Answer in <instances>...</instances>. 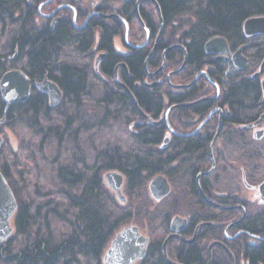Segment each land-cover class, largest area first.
I'll return each mask as SVG.
<instances>
[{"label": "trees", "instance_id": "16d2710c", "mask_svg": "<svg viewBox=\"0 0 264 264\" xmlns=\"http://www.w3.org/2000/svg\"><path fill=\"white\" fill-rule=\"evenodd\" d=\"M157 1L165 27L146 69L160 31V24L153 20L156 8L152 1L141 5L150 8L147 28L151 41L125 56L114 46L117 36L125 44V25L118 20L101 23L97 38L94 29L75 32L66 21L55 30L45 21L38 24L36 7L26 0H0V29L7 40L0 52V78L10 64L17 63L34 81L48 76L64 92L62 102L52 107L48 96L33 87L27 102L13 104L8 111L6 121L18 128L20 144L0 151V170L16 195L18 209L15 237L0 243V264H102L115 233L131 220L148 228L147 253L137 264H168L162 247L171 219L180 211L190 218L186 236H192L195 226L203 221L216 218L223 222L212 215L211 205L200 196L196 182L198 173L209 164V138L175 135L170 147L161 149L168 133L165 121L146 122L139 108L159 120L169 107L192 102L207 89L206 83L199 81L188 88L176 85L193 81L206 56L204 43L215 35L232 43L242 40L243 21L263 14L264 0ZM185 13L195 20L180 32L176 18ZM129 26L130 40L140 43L137 39L146 34L145 28L130 18ZM175 44L187 50L185 67L167 80L185 59L184 50L177 47L167 51L164 68L150 76L148 72L162 66L164 51ZM96 48L107 53L100 63L103 79L91 62ZM16 51L17 58L10 61ZM121 61L129 70L127 74L120 68L121 80L135 95L138 106L115 80V67ZM158 80L161 83L155 86L145 84ZM228 87L224 103L229 102L239 115L242 104L255 101L260 94L255 81L246 87L242 83ZM212 106L213 102L205 101L176 107L169 122L176 131L188 132L194 126L193 113H205ZM4 109L0 93V117ZM130 124L135 131L130 130ZM110 170L125 175L129 198L124 205L103 178ZM159 174L168 177L172 191L155 201L148 186ZM256 221L254 232L264 233V218ZM222 230L206 225L195 242L173 239L169 254L183 264H207L203 242L222 236ZM248 251L253 260L264 262V245ZM214 264L228 262L222 258Z\"/></svg>", "mask_w": 264, "mask_h": 264}, {"label": "flooded vegetation", "instance_id": "af4514ba", "mask_svg": "<svg viewBox=\"0 0 264 264\" xmlns=\"http://www.w3.org/2000/svg\"><path fill=\"white\" fill-rule=\"evenodd\" d=\"M138 1L139 4L137 8ZM146 1L152 0H120V7L113 10L112 8H109L106 3H98L94 0H26L27 3L36 7V18L40 16L43 21L49 24L51 30H55L61 22L66 21L72 24L73 30L75 32H82L87 28H91L94 29L95 34L97 29L100 31L101 23H110L112 20H118L124 25L125 23L123 20H125L129 25L130 18L131 20L140 23L143 28H145L144 26L147 27V23L150 22V8L148 6H141L142 2ZM152 2L155 4L156 8L155 12L153 13V20L154 22H157L158 19L160 21L159 11L157 4L154 1ZM259 15H264V13L255 14L250 17ZM248 18L243 21V24ZM243 24L242 40L237 43H232L228 38L226 39L228 40L232 54L238 49L242 48V55L247 59L246 68L242 70L235 69L232 73H228L230 68L228 62L219 59L217 55L206 53L205 44L210 39L209 38L204 43V53L206 56L203 58L202 66L198 67L196 70V74L193 79L194 81L196 77L200 75L197 78L195 84L199 83V81H204V83H206L207 89L201 91L199 95L192 101L195 103L191 105H198L205 101H211L213 102V106L205 113H193L194 126L192 129L188 132H180L183 134L192 133L190 136L176 135L184 138L193 137L196 140L199 138H209L208 142H206V149L209 153L210 167L209 169L204 167L202 171H200V173H202L209 171L213 166L211 156L212 144L216 134H218L213 145L215 169L210 174H201L199 179L198 176L200 173H198L196 182L200 196L209 205H211L212 215H217L219 217L218 219L223 220V222L216 220V218L203 221L195 226L192 236H186L184 233L190 225V218L186 214L181 215L188 219V225L182 232L183 236L188 239L192 238L196 234L197 238L195 241H197L200 233L206 225L210 227H222V236L220 235L218 238H211L207 246V250L205 252L207 264L209 263L210 254L212 256L211 264H214L215 261H218L222 258L225 259L228 264H264V262L261 260H253L251 252L248 251V249L258 248L264 245V233L257 234L254 232L257 225L256 220L264 218V193L260 189L261 184L264 183V34L257 33L246 35ZM53 25L54 27H52ZM124 38V45L126 46V49L117 50V52L128 56L134 49H137L132 47L130 44L139 45L140 43L130 40V31L128 36L129 41L126 40L125 35ZM156 38L157 36L154 39V45ZM149 41H151V36ZM149 41L145 46L149 44ZM94 50L99 51L97 48ZM183 50L184 54L185 52L187 53L186 48ZM101 53H105V56L107 54L105 51H101ZM14 54V56L10 57V61H14L17 58L18 51H16ZM123 62L125 61H121L118 65ZM14 65L18 64H10L7 70L12 68H20V66ZM121 67H124L127 74H129V70L127 71L123 65L118 67L119 80L122 82L119 74ZM249 81L257 82L260 94L256 97L255 101L249 103L244 102L242 104V114L239 115L232 108L229 102L224 103V98L226 93L229 92L228 86L231 83H242V86L246 87L249 84ZM209 90H211V92H209ZM212 111L213 114L211 117L206 122H204ZM174 136L175 134H172L169 146L164 149L170 147ZM236 137L239 139L240 143V145H238L239 155L237 156L239 162L237 164L238 169L235 170L234 174L231 176L229 173H227V171L233 169V164L236 163L233 162L234 160L232 161L227 158V149L235 142ZM220 139L223 140V145L221 148L218 147ZM242 150H244V152H242ZM246 152L249 155L250 160L249 163L247 162V165L249 164L248 166L246 163H242V155L244 153L245 156ZM218 153L221 155L219 156ZM256 155L260 156L261 161H254V158L257 157ZM221 158L224 160L225 164L222 165L223 168L221 167L222 171L216 175L214 173L218 168L219 159ZM229 180L231 181L230 190L227 188H222L219 185L221 181L229 182ZM198 181L205 196L200 190ZM214 241H219V243L215 244L211 248L210 253L209 247ZM220 242L222 244H220ZM203 246H206L204 242Z\"/></svg>", "mask_w": 264, "mask_h": 264}, {"label": "water", "instance_id": "95a60500", "mask_svg": "<svg viewBox=\"0 0 264 264\" xmlns=\"http://www.w3.org/2000/svg\"><path fill=\"white\" fill-rule=\"evenodd\" d=\"M152 1H154L158 7L159 18H160V31L157 35L155 45L149 57L146 60V63H145L146 69H147V63H148L149 58H151V56L155 53L157 49L158 41L163 32V22H164L159 3L157 2V0H152ZM138 4H139V1L137 2V8H138ZM123 21L126 25L125 37H126V40L129 41L128 40L129 31H130L129 25L127 21L125 20ZM54 25L52 27H54ZM144 27H145L146 35H147L145 43L140 44V45L130 44L132 45V47L142 48L149 41L150 31L146 26ZM243 28H244V32L246 35H252V34H257V33L264 34V15L253 16V17L248 18L244 22ZM177 47H181L185 49L184 45H179V44L171 45L170 47H168L164 51L162 66L159 69H157L155 72H148V74L150 76H153V75H156L158 72H160L166 64L165 55L167 51L177 48ZM205 51L207 54L217 55L219 59H222L228 62L230 65L228 73H232L235 69L242 70L246 68L247 66V59L245 56L242 55V48L238 49L235 53L232 54L230 51L228 40L226 39V37L222 35H215L211 37L205 44ZM104 57H105V53H100L95 60V69L97 73L99 74H100L99 64ZM186 62H187V53L185 52V60L182 66L179 69L172 71L167 75V80L169 82H170L171 75L181 71L185 67ZM120 65L125 66L126 70L128 71L127 65L125 62L121 63ZM120 65H118L115 69V79L120 83V85L127 88V86H125V84L119 80L118 67ZM199 76L200 75H198V77ZM198 77H196V79L189 84L176 85V86L188 88L196 83ZM159 83H161L160 80L156 82L155 81L153 82L145 81V84L147 86H155ZM33 87L37 88L39 91H41L42 93L46 94L49 97V103L52 107L58 106L64 98V92L61 89V87L54 80L50 79L48 76L44 77L41 80L34 81L28 75V73L22 68L9 69L6 72H4L0 78V93L5 103L4 114L2 117H0V124L6 121L8 111L13 104H16L19 102H27L30 99ZM127 90L132 96L134 103L138 106V102L133 92L129 90L128 88ZM193 103L195 102L188 103V104L173 105L167 109V111L165 112L164 118L159 119V120H155L154 118L146 114L141 108H139L140 112L147 118L146 122H150L153 124H160L161 122H163V120L165 121L170 133L166 134L164 141L160 146L161 149H164L169 146L172 134L182 135V136H190L192 134V133L183 134V133L176 131L169 122V114L176 107L187 106ZM212 114H213V111L208 115V117L206 118L204 122H206L211 117ZM217 135L218 134H216V137L212 144L211 156H212L213 166L209 171L200 173L198 176V179L201 176V174H204V173L210 174L215 169L213 145L215 143ZM3 143H4L3 138L0 135V148L2 147ZM103 178L107 186L113 192H115L118 200L122 204H125L127 202V197L123 192V186L126 182L125 175L121 171L110 170L104 174ZM198 184L200 186L199 181H198ZM148 187H149L150 196L155 201L163 200L165 197H167L171 193V190H172L170 181L168 177L164 174H159L153 177L151 181L149 182ZM260 189L264 193V183L261 184ZM200 190L202 194L204 195V192L202 191L201 186H200ZM17 209H18V201H17L16 195L12 187L10 186L6 176L0 170V243H4L8 241L11 238L12 234L15 232V225L13 221H14ZM202 224H205V223H202ZM187 225H188V219L179 214L175 215L171 219L170 233L166 237L163 243V248H162L163 256L168 264H182L172 259L168 253V244L172 239L179 238L186 242H193L197 238L196 234L192 238H189V239L183 236L182 232L187 227ZM217 243H219V241H214L210 244V247H209L210 253H211V248ZM148 244H149L148 235L142 233L138 225L130 224V225L123 226L115 233L107 249L105 250L103 258H102V264H136L138 261H140L146 256ZM220 244L222 243L220 242ZM211 257L212 256L210 254V259H209L208 264H211Z\"/></svg>", "mask_w": 264, "mask_h": 264}, {"label": "rangeland", "instance_id": "374dc122", "mask_svg": "<svg viewBox=\"0 0 264 264\" xmlns=\"http://www.w3.org/2000/svg\"><path fill=\"white\" fill-rule=\"evenodd\" d=\"M94 1H96V2H102V3H106V5L109 7V8H112L113 10L114 9H117L118 7H120V5H121V2H120V0H94ZM154 12H155V10H154ZM177 20H176V22H175V24L179 27V30H180V32H183L184 30H186L192 23H193V21L195 20V17L192 15V14H189V13H185V14H183V15H181V16H179V17H177L176 18ZM42 21H43V19H41L40 18V16H38L37 18H36V22L38 23V24H41L42 23ZM158 23L160 24V21H159V19H158ZM135 24L137 25V26H141V24L140 23H138L137 21H135ZM165 23L163 22V29H164V27H165V25H164ZM1 27V26H0ZM9 29H11V28H9ZM145 30V29H144ZM3 32L1 31V29H0V52H3V50H4V47H5V44H6V36H3V34H2ZM99 33H100V31H99V29H97V31H96V36L98 37L99 36ZM7 35V34H6ZM124 35H126V28L124 27ZM139 42H140V44H143V43H145V41H146V34H144V35H142V37L140 36L139 37V39H137ZM139 44V45H140ZM114 46L116 47V50H121V49H126V46L124 45V43H123V41H122V38H121V36H117V37H115V39H114ZM101 53V51H96V50H93L92 51V59H91V62H92V65H93V67L95 68V60H96V58H97V56L99 55ZM15 54H12L11 56H14ZM14 66H20V65H14ZM11 67V66H10ZM21 68V67H20ZM95 71H96V69H95ZM96 73H97V71H96ZM100 77H102V79L104 78L103 76H102V74L100 73H97ZM48 99H49V97H48ZM192 121L194 120V117L191 119ZM191 121V122H192ZM129 128H130V130H132V131H135L136 130V127L134 126V125H131L130 124V126H129ZM15 129H18V128H14V127H12L11 126V124H10V122L9 121H5L4 123H1L0 124V135L2 136V138H3V141H4V143H3V145H2V147L0 148V151H4L5 150V147L7 146H11V148H13V149H15L16 147H17V145H19L20 144V136L17 134V131L15 130ZM18 133H21L19 130H18ZM168 133H170V132H168ZM238 142V143H237ZM222 145H223V140L222 139H220V142H219V144H218V147L219 148H221L222 147ZM238 145H240V143H239V139L236 137L235 138V142L231 145V147H228V149H227V158H229L230 160H234L233 162H235L236 164H233V169H231L230 171H227V173H229L231 176L234 174V172H235V170H237L238 169V166H237V164H238V155H239V152H238ZM251 146V145H250ZM252 146H254V145H252ZM4 149V150H3ZM218 152V151H217ZM242 152H244V150H242ZM218 155L220 156L221 154H219L218 153ZM257 156V155H256ZM249 155L247 154V152H246V154H245V156H244V153H243V155H242V163L243 164H245L246 163V165H247V162L249 163ZM254 161H261V158H260V156L258 155L257 157H255L254 158ZM262 161H263V159H262ZM178 164V162H176V163H174V165H177ZM223 164H225V162H224V160L221 158V159H219V163H218V168L216 169V172L214 173V174H216L217 175V173H220L221 171H222V169H221V167H222V165ZM249 165V164H248ZM247 165V166H248ZM209 167H210V165L208 164V165H206V168L207 169H209ZM223 168V167H222ZM106 172H108V171H106ZM105 172V173H106ZM104 173V174H105ZM219 185L222 187V188H227V189H231V181L229 180V182L228 181H221L220 183H219ZM111 190V189H110ZM112 191V190H111ZM123 192H124V194L126 195V197H127V200H128V198H129V195H128V191H127V188H126V182H125V184H124V186H123ZM112 193H113V195L117 198V196H116V194H115V192H113L112 191ZM117 200H118V198H117ZM118 202L120 203V204H122L119 200H118ZM126 204V203H125ZM124 205V204H123ZM179 214L180 215H185L186 213L184 212V211H180L179 212ZM13 223H14V221H13ZM130 224H136V225H138L139 226V228H140V231L142 232V233H144V234H146V235H148V228L146 227V226H144V225H141L139 222H136V221H134V220H131L130 222H128V223H126L124 226H126V225H130ZM15 225V224H14ZM15 232L12 234V236H11V238L10 239H12L13 237H15ZM210 240H211V238L210 239H208V240H206V242L204 241V243H205V247H206V250H207V246H208V244H209V242H210ZM137 264V263H136Z\"/></svg>", "mask_w": 264, "mask_h": 264}, {"label": "bare ground", "instance_id": "6f19581e", "mask_svg": "<svg viewBox=\"0 0 264 264\" xmlns=\"http://www.w3.org/2000/svg\"><path fill=\"white\" fill-rule=\"evenodd\" d=\"M163 143V142H162Z\"/></svg>", "mask_w": 264, "mask_h": 264}]
</instances>
